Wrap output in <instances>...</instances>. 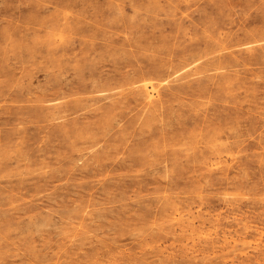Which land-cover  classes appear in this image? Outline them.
<instances>
[{
    "label": "rangeland",
    "instance_id": "rangeland-1",
    "mask_svg": "<svg viewBox=\"0 0 264 264\" xmlns=\"http://www.w3.org/2000/svg\"><path fill=\"white\" fill-rule=\"evenodd\" d=\"M0 264H264V0H0Z\"/></svg>",
    "mask_w": 264,
    "mask_h": 264
},
{
    "label": "bare ground",
    "instance_id": "bare-ground-1",
    "mask_svg": "<svg viewBox=\"0 0 264 264\" xmlns=\"http://www.w3.org/2000/svg\"><path fill=\"white\" fill-rule=\"evenodd\" d=\"M186 65H188V63H186L184 66H186ZM168 71L170 72L169 76H171L172 74L178 75L177 74L178 70L173 65H170ZM199 71H200L199 67H195V69H192L193 73H197ZM159 72H161V69L156 67L154 73H159ZM187 73L188 72L185 71L183 74H187ZM147 75L152 76L151 73H147ZM135 83H136V80H132L130 82V87H128L130 93L134 94V97L130 98V100L137 101L138 100L137 96H141V97H139L141 100L140 103H146V105L147 104L150 105L152 102L153 93L154 92H157V93L160 92V90L156 86L157 84H155V82H153L151 80H143V81L139 82V84L134 85ZM145 108L150 109V107L149 108L145 107ZM156 109H157V107L153 108V110H156Z\"/></svg>",
    "mask_w": 264,
    "mask_h": 264
}]
</instances>
